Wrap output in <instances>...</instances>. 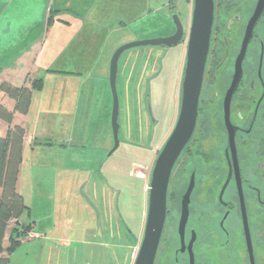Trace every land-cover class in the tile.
<instances>
[{
    "label": "flooded vegetation",
    "instance_id": "obj_1",
    "mask_svg": "<svg viewBox=\"0 0 264 264\" xmlns=\"http://www.w3.org/2000/svg\"><path fill=\"white\" fill-rule=\"evenodd\" d=\"M184 2L182 80L195 0ZM193 51L204 60L196 123L169 177L154 264H264V0H212Z\"/></svg>",
    "mask_w": 264,
    "mask_h": 264
},
{
    "label": "rangeland",
    "instance_id": "obj_2",
    "mask_svg": "<svg viewBox=\"0 0 264 264\" xmlns=\"http://www.w3.org/2000/svg\"><path fill=\"white\" fill-rule=\"evenodd\" d=\"M168 2L170 0L99 2L98 8L102 9L103 6V12L95 13V16L103 22L112 21L117 8L123 6L124 9V13L119 14L124 19V24H119V31L112 33L109 28L100 34V39L108 38L103 45L105 52L109 51L111 57L124 44L162 38L171 33L172 15L178 13L183 22L187 7L184 0H172L176 5L173 12L174 8L168 9ZM56 3L57 0H40L38 8H29L31 17L35 11L40 22H43V36L47 44L61 30L52 28L51 21L47 22L48 17L54 15L50 10L55 8ZM5 17H8V13ZM110 24L112 26L114 23ZM20 33L21 30H18ZM107 33H111L110 36ZM0 36H5V32L0 30ZM182 50L181 44L169 48L146 46L127 50L120 56L117 74L119 148L105 159L113 146L112 135L106 136L110 138V146L104 150L101 158V162L105 161L101 173L97 172L101 162L90 170L91 173L77 172L75 181L81 183L90 177L92 182L88 181L86 187L72 186L68 198L64 196V191L55 205L48 207L55 218L53 234H47L43 228L51 224L50 221L41 222L43 227L35 226L33 234L38 233L39 237L30 238L19 245L9 256V264H127L124 251L128 244L133 251L129 264H133L147 213L148 186H144L143 192L144 180L149 185L151 168L178 118ZM68 63L65 61L63 65ZM147 99L154 122L147 114ZM31 127L36 131L37 127L32 122ZM101 139H105V136H95L93 142L88 139L85 143L92 147ZM72 144H76L75 138ZM138 164L148 167L144 180L130 175L132 165ZM43 212V209L39 211L40 219ZM20 219L21 225L29 222L26 212ZM92 230L98 232L99 237H92ZM129 231L136 236L134 243ZM47 239L49 242L45 244ZM4 245H7V241Z\"/></svg>",
    "mask_w": 264,
    "mask_h": 264
},
{
    "label": "crops",
    "instance_id": "obj_3",
    "mask_svg": "<svg viewBox=\"0 0 264 264\" xmlns=\"http://www.w3.org/2000/svg\"><path fill=\"white\" fill-rule=\"evenodd\" d=\"M99 2L104 0H57L55 8L50 10L54 15L47 22L51 21L52 28L62 32L54 34L47 44L43 22L35 11L32 17L29 12L30 6L38 8L40 0H0V30L5 32V36H0V83L14 87H30L35 80L42 83L32 93L26 115L15 112V102L0 92V106L13 112L10 125L0 120V138L7 136L11 126H20L25 131L16 191L26 206L23 213H27L29 222L23 226H30V232L20 239V245L38 234H33V230L43 227L41 222L45 220L53 224L44 226L45 232L53 234L55 218L48 207L54 206L64 191L68 198L72 186L86 187L90 177L80 183L74 179L76 173H91L110 146V138L106 136H111L112 100L108 83L111 57L103 47L108 38L100 39V34L109 28L112 33L119 31V24H124L119 14L124 9L117 8L112 21L103 22L95 16L103 12V6L98 8ZM109 22L114 24L111 26ZM63 61L69 63L63 65ZM31 122L36 125V131ZM95 136L105 139L89 147L85 142L88 139L93 142ZM74 138L76 144H72ZM104 162L97 172L101 173ZM144 186H148V181L144 180L143 192ZM41 209L44 212L40 219ZM12 227L13 224L5 233L4 248L8 246ZM92 231V237H99L98 232Z\"/></svg>",
    "mask_w": 264,
    "mask_h": 264
},
{
    "label": "water",
    "instance_id": "obj_4",
    "mask_svg": "<svg viewBox=\"0 0 264 264\" xmlns=\"http://www.w3.org/2000/svg\"><path fill=\"white\" fill-rule=\"evenodd\" d=\"M212 20V0H195L193 9V23L190 34V56L187 68L181 85L180 109L174 129L159 152L150 173L147 213L140 245L136 252L133 264H154L159 240L163 230L166 216V196L169 177L180 155L183 147L193 133L196 115L197 102L200 85V75L204 60L193 51L195 44L201 39L205 42L208 39ZM175 32L167 37L140 40L118 47L112 54L109 61L108 83L112 100L110 113V129L113 146L108 151L105 159H108L119 148V98L117 92L118 61L120 56L127 50L138 47L166 48L177 45L183 36V26L179 17L175 14L171 17ZM205 53V52H204ZM204 58V54L202 59ZM148 116L153 121L149 99L146 100ZM154 122V121H153Z\"/></svg>",
    "mask_w": 264,
    "mask_h": 264
},
{
    "label": "trees",
    "instance_id": "obj_5",
    "mask_svg": "<svg viewBox=\"0 0 264 264\" xmlns=\"http://www.w3.org/2000/svg\"><path fill=\"white\" fill-rule=\"evenodd\" d=\"M49 20V19H48ZM42 86L40 80L32 82L30 87H14L7 82L0 83V92L15 102L14 111L26 115L29 111L32 93ZM13 112L0 106V120L11 124ZM25 131L20 126H11L8 134L0 138V264H9V255L20 245V239L30 232V226H23L18 222L19 217L26 209L22 197L16 191V181L23 151ZM10 229L8 246L3 247V239L7 228ZM129 234L132 233L129 231ZM133 243L136 236L132 234ZM127 264L130 263L132 248L128 244L125 248Z\"/></svg>",
    "mask_w": 264,
    "mask_h": 264
},
{
    "label": "built area",
    "instance_id": "obj_6",
    "mask_svg": "<svg viewBox=\"0 0 264 264\" xmlns=\"http://www.w3.org/2000/svg\"><path fill=\"white\" fill-rule=\"evenodd\" d=\"M147 170H148V167H146V166L132 165V167L130 169V175L133 176V177L139 178V179H145ZM32 237H39V235L35 234Z\"/></svg>",
    "mask_w": 264,
    "mask_h": 264
}]
</instances>
